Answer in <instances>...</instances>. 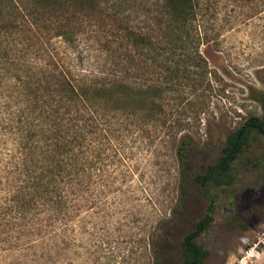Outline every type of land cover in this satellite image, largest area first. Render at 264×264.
Here are the masks:
<instances>
[{
    "label": "trees",
    "instance_id": "1",
    "mask_svg": "<svg viewBox=\"0 0 264 264\" xmlns=\"http://www.w3.org/2000/svg\"><path fill=\"white\" fill-rule=\"evenodd\" d=\"M218 1L154 0L144 13L148 25L137 26L131 18L136 0H0V239L8 249L31 248L39 237L56 234L58 224L66 233L70 221L82 222L89 183L98 187L102 165L119 162V175L104 186L122 192L118 177L133 175L125 165L128 149L145 144L149 124L170 122L177 134L184 131L166 108V95L203 86L200 16ZM93 21L110 32L104 49L116 58L115 72L80 77L61 62L55 39L75 46ZM137 60L157 69L151 83L117 69L130 72ZM255 133L264 135V116L230 133L220 158L196 175L188 167L191 141L176 135L181 194L173 211L182 208L192 180L233 185L234 163ZM93 190L95 205L100 194ZM214 203L211 198L210 212ZM210 212L182 241L185 264H203L209 255L197 238L212 225Z\"/></svg>",
    "mask_w": 264,
    "mask_h": 264
},
{
    "label": "rangeland",
    "instance_id": "2",
    "mask_svg": "<svg viewBox=\"0 0 264 264\" xmlns=\"http://www.w3.org/2000/svg\"><path fill=\"white\" fill-rule=\"evenodd\" d=\"M153 1L133 3L135 25H148L144 13ZM200 19L205 82L195 90L189 87L166 95V108L182 120L184 131L177 134L170 122L149 124L145 144L128 149V162L123 163L133 175L127 180L118 177L116 185L122 192L104 186L119 175V162L102 165L98 187L89 183L82 222L70 221L66 233L58 224L56 234L39 237L41 243L31 248L11 250L0 239V264H185L182 241L210 212L211 198L214 220L197 238L209 252L203 264H239L251 249L248 264H264V135L255 133L234 163L233 185L204 186L192 180L183 192L182 208L173 211L181 194L176 135L191 141L192 175L203 174L222 155L230 133L250 117L264 116V0H219ZM103 25L90 23L75 46L55 39L61 62L75 75L97 78L115 72L116 58L104 49L110 32ZM145 64L137 60L130 72L122 66L117 69L130 73L137 83H151L157 69ZM95 188L100 198L94 205ZM116 194L123 202L119 198L114 203Z\"/></svg>",
    "mask_w": 264,
    "mask_h": 264
},
{
    "label": "built area",
    "instance_id": "3",
    "mask_svg": "<svg viewBox=\"0 0 264 264\" xmlns=\"http://www.w3.org/2000/svg\"><path fill=\"white\" fill-rule=\"evenodd\" d=\"M256 248H253V250H255ZM252 250V249H251ZM251 250H248L246 252V254L242 257L241 259V262L239 264H248L249 263V260L250 258H252V253H251Z\"/></svg>",
    "mask_w": 264,
    "mask_h": 264
}]
</instances>
